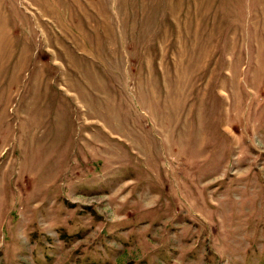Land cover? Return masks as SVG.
Masks as SVG:
<instances>
[{
	"label": "rangeland",
	"instance_id": "rangeland-1",
	"mask_svg": "<svg viewBox=\"0 0 264 264\" xmlns=\"http://www.w3.org/2000/svg\"><path fill=\"white\" fill-rule=\"evenodd\" d=\"M234 1L0 0V264H264V0Z\"/></svg>",
	"mask_w": 264,
	"mask_h": 264
},
{
	"label": "crops",
	"instance_id": "crops-1",
	"mask_svg": "<svg viewBox=\"0 0 264 264\" xmlns=\"http://www.w3.org/2000/svg\"><path fill=\"white\" fill-rule=\"evenodd\" d=\"M194 1L197 0H184V15H199V16H219L221 14H232V8L233 4L230 2V7H226V2L225 0H198V3H195ZM231 1V0H229ZM234 1V0H232ZM235 2V1H234ZM226 10V12H224ZM199 27H219V25H213L212 24H207L206 26H199ZM224 27H229V26H224ZM241 27H246V26H241ZM214 28H212L210 32L214 33L215 31H212ZM202 35V33H201ZM200 36V35H199ZM198 37V35H197Z\"/></svg>",
	"mask_w": 264,
	"mask_h": 264
}]
</instances>
